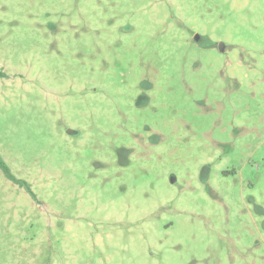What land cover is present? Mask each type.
I'll list each match as a JSON object with an SVG mask.
<instances>
[{
  "label": "rangeland",
  "instance_id": "obj_1",
  "mask_svg": "<svg viewBox=\"0 0 264 264\" xmlns=\"http://www.w3.org/2000/svg\"><path fill=\"white\" fill-rule=\"evenodd\" d=\"M0 72V264H264V0H0Z\"/></svg>",
  "mask_w": 264,
  "mask_h": 264
},
{
  "label": "trees",
  "instance_id": "obj_2",
  "mask_svg": "<svg viewBox=\"0 0 264 264\" xmlns=\"http://www.w3.org/2000/svg\"><path fill=\"white\" fill-rule=\"evenodd\" d=\"M4 77H6V76L2 72H0V78H4ZM0 170L3 172V174L5 175L6 178H8L9 180L15 182L16 184L22 185V187L25 186V188L27 190H29V187L26 186V184L23 181H20V180H17L16 178H14V176L11 174L8 166L2 160L1 157H0Z\"/></svg>",
  "mask_w": 264,
  "mask_h": 264
},
{
  "label": "water",
  "instance_id": "obj_3",
  "mask_svg": "<svg viewBox=\"0 0 264 264\" xmlns=\"http://www.w3.org/2000/svg\"><path fill=\"white\" fill-rule=\"evenodd\" d=\"M193 39L195 41H198L199 36L197 34H195L194 37H193ZM218 48H219L220 51H222L223 50V44H219Z\"/></svg>",
  "mask_w": 264,
  "mask_h": 264
}]
</instances>
